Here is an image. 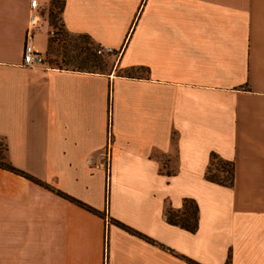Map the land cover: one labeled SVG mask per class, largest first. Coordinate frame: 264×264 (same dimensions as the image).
Returning <instances> with one entry per match:
<instances>
[{
    "label": "crops",
    "instance_id": "obj_1",
    "mask_svg": "<svg viewBox=\"0 0 264 264\" xmlns=\"http://www.w3.org/2000/svg\"><path fill=\"white\" fill-rule=\"evenodd\" d=\"M39 1L25 65L30 0H0V133L43 181L0 165V264H264V0H65L103 70L46 60ZM187 198L194 230L165 211Z\"/></svg>",
    "mask_w": 264,
    "mask_h": 264
},
{
    "label": "rangeland",
    "instance_id": "obj_2",
    "mask_svg": "<svg viewBox=\"0 0 264 264\" xmlns=\"http://www.w3.org/2000/svg\"><path fill=\"white\" fill-rule=\"evenodd\" d=\"M63 1L41 2L45 19H48L52 28L46 60L58 66L89 67L95 70L107 68L110 62L112 65L118 57V51H113L111 56L109 51L98 52V42L92 43L82 32L70 31L65 27L61 14Z\"/></svg>",
    "mask_w": 264,
    "mask_h": 264
},
{
    "label": "trees",
    "instance_id": "obj_3",
    "mask_svg": "<svg viewBox=\"0 0 264 264\" xmlns=\"http://www.w3.org/2000/svg\"><path fill=\"white\" fill-rule=\"evenodd\" d=\"M64 1L62 4V7H61V14H62ZM82 34L85 35L86 37H88L92 43L96 42L91 37V34H89L87 32H82ZM95 53H94V55H95ZM82 68H84V67H82ZM86 68L92 69L89 67H86ZM92 70H95V69H92ZM8 154H9L8 153V145L4 139V135H2L0 133V165L5 167V168L16 170L23 175H26V176L33 178V179H36L37 181L43 182L42 179L38 178L36 175H34V174L28 172L27 170L21 168L20 166H17L14 163H12L8 157ZM207 177L211 180H214V181L224 182L225 184H229V185L232 184L233 183V177H235L234 176L233 161L230 159H227L226 157H224V156L213 151L211 154V159L209 160V163L207 165ZM57 191L59 193L65 195V196L71 198L72 200H75V201H78L79 203L84 204L85 206H87L91 210L98 211V209H96L94 206H92L91 204H89L85 200L77 198V197L71 195L70 193H67L61 189H57ZM186 207H188L187 208L188 210H186V212H187L186 217L183 215H180L178 213V211H175L171 208H167L165 211L167 213L168 218L171 221H173L175 223H181L182 225L188 226L191 230H194L198 225V211H197L198 206H197V204L192 203L190 198H187L185 201V208ZM120 223L123 226L129 228V226L127 224L123 223L122 221H120Z\"/></svg>",
    "mask_w": 264,
    "mask_h": 264
},
{
    "label": "built area",
    "instance_id": "obj_4",
    "mask_svg": "<svg viewBox=\"0 0 264 264\" xmlns=\"http://www.w3.org/2000/svg\"><path fill=\"white\" fill-rule=\"evenodd\" d=\"M42 15V10L40 6L39 0H30V13L28 17V28L26 34V43L23 51V64L25 65H33L38 62H43L44 56L41 53V50H37L31 41L32 35H34V29L37 23L39 22ZM96 50L98 52L104 51H112V47L110 45L99 42Z\"/></svg>",
    "mask_w": 264,
    "mask_h": 264
},
{
    "label": "bare ground",
    "instance_id": "obj_5",
    "mask_svg": "<svg viewBox=\"0 0 264 264\" xmlns=\"http://www.w3.org/2000/svg\"><path fill=\"white\" fill-rule=\"evenodd\" d=\"M44 61V60H43Z\"/></svg>",
    "mask_w": 264,
    "mask_h": 264
}]
</instances>
